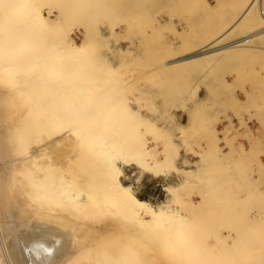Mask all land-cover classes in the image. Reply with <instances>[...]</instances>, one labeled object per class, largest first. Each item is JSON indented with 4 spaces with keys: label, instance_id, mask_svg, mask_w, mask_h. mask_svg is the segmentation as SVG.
Returning a JSON list of instances; mask_svg holds the SVG:
<instances>
[{
    "label": "bare ground",
    "instance_id": "6f19581e",
    "mask_svg": "<svg viewBox=\"0 0 264 264\" xmlns=\"http://www.w3.org/2000/svg\"><path fill=\"white\" fill-rule=\"evenodd\" d=\"M263 2L212 11L207 0H0V264H264V188L218 186L209 173L222 157L185 138L200 155L176 158L179 144L132 106L123 80L148 71L126 69V56L162 57L151 83L170 95L181 68L257 47L264 28L233 34L264 21ZM192 7L206 9L199 32L176 29L172 16ZM174 32L193 42L169 46ZM235 136L260 143L235 130L224 136L233 152ZM127 167L134 181L161 178L166 199L139 197Z\"/></svg>",
    "mask_w": 264,
    "mask_h": 264
},
{
    "label": "rangeland",
    "instance_id": "374dc122",
    "mask_svg": "<svg viewBox=\"0 0 264 264\" xmlns=\"http://www.w3.org/2000/svg\"><path fill=\"white\" fill-rule=\"evenodd\" d=\"M229 1L231 0H207V3L212 5V11H223L218 5L225 2L228 3ZM261 8V15H264V2ZM188 10L189 11L186 12L184 10L183 12L180 11L178 14L172 16V19L175 21V28L180 29L184 25V31L187 30V32H191L190 26L193 25V30L198 31V21L204 19L201 11H205L206 9L192 7ZM257 18L258 19L248 26V28L242 27L235 33L233 32V37L235 35V37L240 36L245 32H252L256 29L264 28V21H262L260 15ZM51 19L54 20V17L51 16ZM162 35H164V33L161 34V37ZM165 36V42H167L169 46H171L172 43H178V45L181 46H189L190 42H193L191 37L179 38V34L176 32L168 34V37L167 35ZM177 36L178 38L176 39ZM73 37L77 42H80V33L78 31H76ZM125 43L126 41H121L122 47L126 46ZM250 43L257 47L247 49V51H241L233 58L222 57L219 60L209 61L207 63H194L185 68H181V77L174 80L171 79L172 83L175 82L178 86L176 87L175 85L173 91H170V95H163L161 93L156 94L159 91L155 89L156 87L159 89V86L156 85L155 82L151 83L153 79L152 76L154 77L157 71L163 68V64L160 63L159 60L164 58H156L153 56L146 58V56H142V59L145 58L149 62L141 64L134 62L133 59L130 60L132 57L126 56L125 59H123V64H125V66L122 64L120 65L121 69H123V66L126 69H136L139 65L143 67L142 65L145 64L144 66H146V68L144 67L141 69H148V71L143 73L135 71H132L134 73L130 72L133 76H136L135 79L130 78L132 75L130 76V73H127L125 77L128 76L129 79L123 80L127 81L126 85L130 84V89H125L124 92L128 97L132 95L136 97V100L133 101L134 104L131 101L134 108H139L140 111H144L143 113L146 111L147 116L149 115V118L154 120V124L158 128L160 127L159 131L166 132L168 135L167 139L170 140V142H174L176 145L179 144L177 145L179 149H177L175 157L177 158L179 154L187 152V155L194 161L200 153L191 154L192 152L188 151L190 148L198 149L200 152H203L204 149L213 151L214 153L216 152L215 158L216 156H221L220 162L222 164L220 163V166L216 170L209 173L212 175H210L211 180L215 182V180L218 179V186L220 184L221 187H226L227 190L233 192H236L238 189H245V187H255V189L264 188V34L255 37ZM172 48L173 47H171V49ZM102 49H104L103 46L100 47V51H103ZM171 49H164V54L169 53ZM133 52H135V50ZM136 52H139V48ZM158 64L160 65L157 68L156 66ZM149 65H155L154 67L156 68L154 69L156 71ZM162 73L161 71L158 72L159 76H157H162ZM148 75L151 79L147 77ZM163 76H169V74L164 73ZM138 77L141 78L139 80L142 81H137ZM142 77L144 79H142ZM138 86L144 89H138ZM141 90H144V93L143 91L141 92ZM146 92H148L149 95H145ZM161 96L165 97L163 98ZM159 97L162 99H159ZM145 98L148 99L144 100ZM164 102L165 104H163ZM157 103L159 106L161 105L159 107L161 110L157 109ZM151 109L153 110L152 112ZM240 119H244L245 123ZM235 130L238 131L239 134L252 130V133L260 143H254V141L250 140L248 145L245 137L242 136V139L241 136H235L231 139L233 143L232 147H234L236 151L233 152V150L230 149L231 146L224 140V136L229 134L233 135ZM182 138H185L187 141L190 147L188 150L183 148L186 146L183 142H181V144L179 143ZM238 142H242V144L238 145ZM175 161L177 163L178 160ZM233 161H235L237 165L235 166V170L232 171L229 176L223 177L221 174L224 170L226 171L225 164L233 166ZM249 166H251L250 169ZM206 171L207 170H205L204 173H207ZM134 172L135 170L132 167H127L125 170V181L132 184L139 197L145 198L152 203H158L166 199L168 194L162 189L163 180L161 178L144 175L134 181L136 178ZM172 173H174V175L172 174L174 178L176 171L174 170ZM252 174L254 177H252ZM242 193L243 191L241 194ZM188 197L190 199L197 198L196 194H190Z\"/></svg>",
    "mask_w": 264,
    "mask_h": 264
},
{
    "label": "crops",
    "instance_id": "0c3cea01",
    "mask_svg": "<svg viewBox=\"0 0 264 264\" xmlns=\"http://www.w3.org/2000/svg\"><path fill=\"white\" fill-rule=\"evenodd\" d=\"M264 256V255H263Z\"/></svg>",
    "mask_w": 264,
    "mask_h": 264
}]
</instances>
